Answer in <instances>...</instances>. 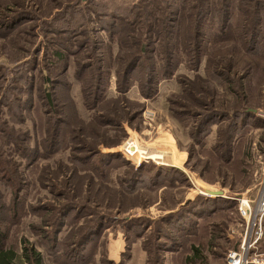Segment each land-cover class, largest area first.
Here are the masks:
<instances>
[{"label": "rangeland", "instance_id": "rangeland-1", "mask_svg": "<svg viewBox=\"0 0 264 264\" xmlns=\"http://www.w3.org/2000/svg\"><path fill=\"white\" fill-rule=\"evenodd\" d=\"M137 1L0 0V239L17 257L30 247L42 264H225L240 248L232 199L255 198L264 176V0H225V37L210 35L208 11L200 26L180 11L175 41L201 42L199 67L176 57L147 98L142 75L124 91L117 77L145 33L101 27ZM179 5L159 6L173 21ZM171 21L162 44H174ZM255 255L264 264V230Z\"/></svg>", "mask_w": 264, "mask_h": 264}, {"label": "trees", "instance_id": "trees-1", "mask_svg": "<svg viewBox=\"0 0 264 264\" xmlns=\"http://www.w3.org/2000/svg\"><path fill=\"white\" fill-rule=\"evenodd\" d=\"M81 1V0H80ZM179 2V9L178 14L179 17H175L173 21H171V18H169V13L164 11V8L160 7V3L162 0H158V2L155 4L151 0H138L135 4L132 6H129L127 8L126 13H117L115 14V18L118 19V22L112 25V23H109L108 26H105L104 24L101 25V27L104 30L108 31V34L111 35L112 33L122 30V27L125 28V30H132L134 25H137V30L136 34H141L145 33L143 38L139 37L138 38V43L140 46L139 49V57L130 60L127 64L124 65L123 67V72L120 75V72L117 73V77L120 78V91H124L123 86H128V81L131 76H135L137 78H140V75H142L145 78L146 84H143L141 87L140 92L144 97H149L151 95V90L148 89L149 93H144V90L147 91L148 87V82L149 83H157L160 79L167 78V76H172L174 73V64L172 63L176 57H179L183 59L188 67L196 68L199 67V60L198 57L201 55V42L200 44H196V42L190 41L188 44L183 45L179 44L177 45L175 40L184 38L183 34V22L181 20V16H183L185 19V15H181L180 11L183 12L185 8H189L193 11V16L195 18H198L197 25L201 24L200 22V16H204V14L208 11L207 17L209 16L213 19L214 22H217V27L210 28L211 30L210 35L212 34L214 37L219 34L220 36L223 35L224 37L230 32L231 26H230V4L229 2L225 0H220L218 4H216V7H213L214 4L212 5V2L209 1V3H201L199 0H190L191 2L188 3V0H175V2ZM82 2V1H81ZM166 4V2H165ZM168 5L166 4V7ZM168 8V7H167ZM210 8V9H208ZM159 10V13L157 11ZM166 10V9H165ZM149 11V12H148ZM103 15H106L108 13H102ZM147 16L146 21L144 20L145 17ZM180 18V20L178 19ZM20 21V20H19ZM18 21V22H19ZM142 21V22H141ZM168 21L173 22L172 26L173 29L176 28L177 26L179 27L177 33H173V30H167V37L174 41L173 45H170V43L165 42L164 44L161 43V39L165 38V36H161L158 32V26L159 25H164L167 28L168 27ZM199 23V24H198ZM193 25V37L196 38L198 37V32L195 30V25ZM200 26V25H199ZM200 28V27H199ZM205 27H203L204 29ZM10 29V28H8ZM144 29V30H142ZM140 32V33H139ZM207 35V32H205ZM159 34V35H158ZM200 34V33H199ZM251 34H254L253 32V27ZM134 35V36H135ZM133 36V37H134ZM205 36V34H204ZM133 37H129L130 39ZM253 37V35H252ZM188 38V37H187ZM150 43V46L153 49L150 52L152 56L155 57V62L153 65H150V63L146 62V45L147 43ZM252 42V41H251ZM203 43V42H202ZM176 44V45H175ZM158 48V50L154 49ZM182 55V56H180ZM143 56V58L141 57ZM86 68V67H83ZM138 68H140L138 70ZM138 70V71H137ZM137 72V73H136ZM213 74L210 73V71L207 72V75ZM98 82V81H96ZM97 87H100V82ZM96 87V88H97ZM97 95L94 96V99H96ZM98 99V97H97ZM97 99L93 102L92 108L97 106ZM105 101V100H103ZM250 113L246 112V116L248 117ZM212 119V118H210ZM213 120L215 118L213 117ZM212 120V121H213ZM58 123L57 127L59 128L60 125H62L64 122L60 119H56L55 124ZM116 124V123H114ZM207 125V124H206ZM120 126V125H119ZM55 129V128H54ZM58 129L55 130V135L57 133ZM232 137V135H231ZM230 137V139H231ZM143 172H147V168L141 167ZM155 179L156 180H163L166 178V173L163 172L160 169H157L154 173ZM138 176V174H135L134 178ZM140 176V175H139ZM133 180L135 181L133 184L135 186H139L140 182L136 179ZM219 199V200H218ZM220 199L222 198H216L217 201H221ZM224 199V198H223ZM227 200V199H224ZM205 201L202 206L200 207L202 212H206L209 215H211V210L210 209H203L204 207H207L209 203H212L213 201ZM229 201V200H228ZM234 204V202H232ZM215 204V202H214ZM71 210V209H70ZM70 210L64 211L65 213L69 212ZM92 230L89 231V235L91 234ZM1 237V233H0ZM0 264H42L41 256L39 253H37L34 249L30 247H26L23 250V254L21 257H17L16 254L11 250V249H5L3 241L0 239Z\"/></svg>", "mask_w": 264, "mask_h": 264}, {"label": "built area", "instance_id": "built-area-1", "mask_svg": "<svg viewBox=\"0 0 264 264\" xmlns=\"http://www.w3.org/2000/svg\"><path fill=\"white\" fill-rule=\"evenodd\" d=\"M257 192L253 199L246 195L232 199L236 203L237 214L245 224V231L239 250L228 252L225 264H259L255 251L264 230V176Z\"/></svg>", "mask_w": 264, "mask_h": 264}, {"label": "water", "instance_id": "water-1", "mask_svg": "<svg viewBox=\"0 0 264 264\" xmlns=\"http://www.w3.org/2000/svg\"><path fill=\"white\" fill-rule=\"evenodd\" d=\"M81 1H85V0H81ZM207 194L208 195H211L215 198H223V195H222V192L221 191H217V192H210V191H207ZM240 195H236L234 198H239Z\"/></svg>", "mask_w": 264, "mask_h": 264}, {"label": "bare ground", "instance_id": "bare-ground-1", "mask_svg": "<svg viewBox=\"0 0 264 264\" xmlns=\"http://www.w3.org/2000/svg\"><path fill=\"white\" fill-rule=\"evenodd\" d=\"M137 153L138 154H143V152H141L140 150H137ZM132 154V153H131ZM133 159H136V157L134 156V152H133ZM207 191H209V190H204L203 192L205 193V194H207ZM217 191H220V190H217ZM216 190L215 191H210V192H217ZM222 192V191H221ZM208 195V194H207ZM209 196H211V195H209Z\"/></svg>", "mask_w": 264, "mask_h": 264}]
</instances>
